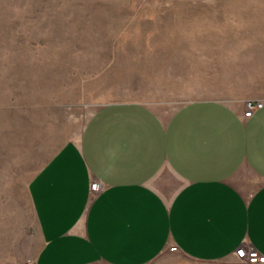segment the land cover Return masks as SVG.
Here are the masks:
<instances>
[{
    "label": "rangeland",
    "instance_id": "obj_1",
    "mask_svg": "<svg viewBox=\"0 0 264 264\" xmlns=\"http://www.w3.org/2000/svg\"><path fill=\"white\" fill-rule=\"evenodd\" d=\"M247 99L264 101V0H0V264H34L28 184L95 111Z\"/></svg>",
    "mask_w": 264,
    "mask_h": 264
},
{
    "label": "crops",
    "instance_id": "obj_2",
    "mask_svg": "<svg viewBox=\"0 0 264 264\" xmlns=\"http://www.w3.org/2000/svg\"><path fill=\"white\" fill-rule=\"evenodd\" d=\"M262 102L249 119L216 100L168 117L139 103L95 111L28 184L34 264H150L171 247L197 264L264 255Z\"/></svg>",
    "mask_w": 264,
    "mask_h": 264
},
{
    "label": "built area",
    "instance_id": "obj_3",
    "mask_svg": "<svg viewBox=\"0 0 264 264\" xmlns=\"http://www.w3.org/2000/svg\"><path fill=\"white\" fill-rule=\"evenodd\" d=\"M243 118L249 119L255 111L259 110L263 106L262 101H256L247 99L244 101ZM90 191L92 195H96L101 191V184L98 181H93L90 185ZM172 251H175V247H171ZM241 264H264V255L255 250L254 248H247L245 250V256Z\"/></svg>",
    "mask_w": 264,
    "mask_h": 264
}]
</instances>
